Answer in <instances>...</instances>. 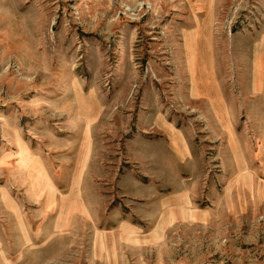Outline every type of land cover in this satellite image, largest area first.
<instances>
[{
	"label": "rangeland",
	"instance_id": "374dc122",
	"mask_svg": "<svg viewBox=\"0 0 264 264\" xmlns=\"http://www.w3.org/2000/svg\"><path fill=\"white\" fill-rule=\"evenodd\" d=\"M0 264H264V0H0Z\"/></svg>",
	"mask_w": 264,
	"mask_h": 264
},
{
	"label": "crops",
	"instance_id": "0c3cea01",
	"mask_svg": "<svg viewBox=\"0 0 264 264\" xmlns=\"http://www.w3.org/2000/svg\"><path fill=\"white\" fill-rule=\"evenodd\" d=\"M195 47H197V45ZM195 62H196V59H193V60L190 61L189 65L192 67V63H195Z\"/></svg>",
	"mask_w": 264,
	"mask_h": 264
}]
</instances>
